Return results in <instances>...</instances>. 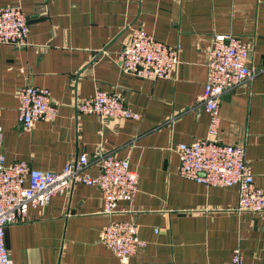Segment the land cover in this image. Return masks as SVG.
Returning <instances> with one entry per match:
<instances>
[{
  "label": "crops",
  "instance_id": "0c3cea01",
  "mask_svg": "<svg viewBox=\"0 0 264 264\" xmlns=\"http://www.w3.org/2000/svg\"><path fill=\"white\" fill-rule=\"evenodd\" d=\"M27 18L23 45L0 44V153L5 162L58 172L85 153L97 172L99 152L126 159L137 191L112 214L101 212L94 185L75 184L6 225L4 244L16 264H115L99 241L113 220L136 225L144 242L130 264H229L238 247L244 264H264V212L236 209L235 186H204L178 174L177 144L202 138L208 116L197 105L214 34L229 33L248 48L254 74L219 97L216 139L243 146L253 183L264 193V0H0ZM179 45L166 78L145 79L116 61L129 28ZM46 88L56 115L24 128L16 90ZM96 90L117 92L139 118L76 113L75 101Z\"/></svg>",
  "mask_w": 264,
  "mask_h": 264
},
{
  "label": "built area",
  "instance_id": "2783aa9c",
  "mask_svg": "<svg viewBox=\"0 0 264 264\" xmlns=\"http://www.w3.org/2000/svg\"><path fill=\"white\" fill-rule=\"evenodd\" d=\"M28 32L27 18L16 5L0 6V44L23 45ZM179 45L168 46L147 34L140 24L129 28L116 61L120 70L135 77L156 79L168 77L178 63ZM248 48L229 33L214 34L206 55V74L197 105L207 114L206 133L189 143L177 144L178 174L204 186L237 188L236 209L250 213L264 212V193L253 183V175L244 158L243 146L223 144L216 136L220 123V95L250 78L254 71L247 65ZM17 120L30 128L37 120L56 115L46 88L31 84L16 90ZM79 114L99 118L133 119V111L117 92L96 90L73 104ZM97 172L87 171L88 159L80 153L67 160L58 172L35 169L23 159L5 162L0 153V264H16L4 244L6 225L26 216L28 207L43 206L55 194L67 192L75 184L98 188L103 214H112L120 201L130 202L137 191V174L126 159L110 152H99ZM99 241L116 258L115 264H130L129 257L144 242L138 238L136 225L127 220L108 222ZM166 264V263H161ZM229 264H244L238 247L231 250Z\"/></svg>",
  "mask_w": 264,
  "mask_h": 264
}]
</instances>
